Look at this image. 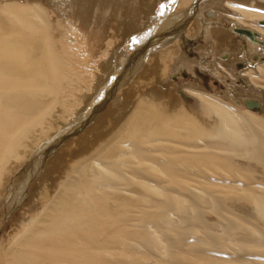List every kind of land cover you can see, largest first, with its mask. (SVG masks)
<instances>
[{"label": "bare ground", "instance_id": "obj_1", "mask_svg": "<svg viewBox=\"0 0 264 264\" xmlns=\"http://www.w3.org/2000/svg\"><path fill=\"white\" fill-rule=\"evenodd\" d=\"M93 2L0 0V264H264V0H178L122 42ZM203 69L226 90L171 81Z\"/></svg>", "mask_w": 264, "mask_h": 264}, {"label": "rangeland", "instance_id": "obj_2", "mask_svg": "<svg viewBox=\"0 0 264 264\" xmlns=\"http://www.w3.org/2000/svg\"><path fill=\"white\" fill-rule=\"evenodd\" d=\"M37 1H41V0H37ZM94 1V2H93ZM108 2V3H105L106 4V6L107 7H113V6H117V8H111V9H118V12H122L121 14H122V18L121 19H119V22L117 21L116 22V20L115 21H112V20H114V17H112V16H108V20H111L112 21V24H113V26H114V28H111V27H109V25H110V21L109 22H107V21H105L104 19H102L101 18V25L100 24H98L99 25V27L101 28V35L102 36H104V37H107V35L108 34H110L111 33V35H112V31L114 32V29H115V34H117V39L118 40H120V42H122V41H125L126 40V38L129 36V33L127 32V30H129V29H131V32H141L144 28H146V27H148V24L150 23V24H152L153 26H156L157 25V21H156V19H158V20H163V18L166 16V12H165V14L163 13V10H165V9H170L171 7V9L172 10H170V13L169 14H173V12H174V14L173 15H175L176 14V11H177V7H178V0H175V5H173V4H171L170 3V0L167 2V1H165V0H162V1H165V2H162L161 0H119V1H117V0H111V2H109L110 0H104V2ZM159 1V2H158ZM176 1H177V3H176ZM89 2H90V0H89ZM93 2V5L95 6V5H99L98 3H100L101 4V2H102V0H91V3ZM95 2L97 3V4H95ZM114 2V3H113ZM119 2V3H118ZM124 4H122V3ZM158 2V3H157ZM42 3V2H41ZM110 3H113V6H111L112 4H110ZM160 3L162 4V5H160ZM122 4V5H121ZM134 4V5H133ZM169 5V7L168 6H166V5ZM119 5V6H118ZM158 5V6H157ZM171 5H173V6H171ZM123 6H125L126 7V9H124L125 7H123ZM157 6V7H156ZM163 6V7H162ZM165 6V7H164ZM177 6V7H176ZM162 7V8H161ZM157 8V9H156ZM124 9V10H123ZM127 9H128V11H127ZM135 9V10H134ZM152 10V11H151ZM154 10V11H153ZM124 11V12H123ZM172 11V12H171ZM152 12V13H151ZM159 12V13H158ZM124 13V14H123ZM144 13V14H143ZM148 13H151V14H149V15H147ZM124 15H125V18H124ZM146 15H147V17H146ZM156 15H157V17H156ZM67 17L68 16H63L62 18L64 19V20H61V21H64V24H66V21L67 20H69V19H67ZM163 17V18H162ZM210 17L211 16H208V14H206V18H208V19H210ZM68 18H70V17H68ZM124 18V19H123ZM151 18H154V20L153 19H151ZM67 19V20H66ZM151 19V20H150ZM165 20L166 19H168L167 17H165L164 18ZM120 20H121V22H120ZM91 21V24L93 23L92 21H93V19H91L90 20ZM103 21V22H102ZM156 21V22H155ZM114 22V23H113ZM151 22H153V23H151ZM118 23H120L121 24V27H120V24H118ZM156 25H155V24ZM93 24H95V23H93ZM117 24V25H116ZM137 26H136V25ZM146 24V25H145ZM191 24V21L188 23V26ZM228 24V23H227ZM106 25H107V27H106ZM130 25V26H129ZM145 25V26H144ZM57 26V25H56ZM117 26V27H116ZM125 26V27H124ZM102 27H104V28H102ZM136 27H137V29H136ZM139 27V28H138ZM142 27H144V28H142ZM152 27V26H151ZM57 28H58V26H57ZM111 29V30H110ZM139 29V31H136V30H138ZM109 31V33H108V31ZM120 30V31H119ZM105 31H107V32H105ZM118 31V32H117ZM130 31V30H129ZM122 32V33H121ZM120 33V34H119ZM122 34H125V35H123V36H121ZM185 34H183V38L187 41V43H188V45H186L185 46V49H184V51H185V54L188 56V60H194L195 58L197 59L198 57H199V55H200V51L198 50L197 51V48L198 47H200V46H202V45H204L206 42H209V44H211V41H212V43H213V40L212 39H208V38H200V37H198L199 39H190L189 37H187L186 35L184 36ZM236 37H238V41H239V45H240V47H241V50L242 49H245V51H246V48H245V45H244V41L246 42V38H244L243 36H241V35H239L238 33H236ZM189 38V39H188ZM243 38V39H242ZM125 39V40H124ZM207 39V40H206ZM197 41V42H196ZM253 46H259V44H252ZM242 46H244V47H242ZM261 47V46H260ZM262 47H263V45H262ZM95 58L97 59V55H95ZM90 59V62H89V60L87 61L86 59H84L85 60V62L84 63H88V64H91V63H94L95 61H96V59ZM103 59V58H102ZM224 61H227L228 59H223ZM239 66H242V64L241 65H239ZM238 66V67H239ZM242 69V68H241ZM202 72H200L199 70H198V72H197V74L196 75H192L191 73L189 74V72L187 71L186 72V74H187V77H181V79H179V76L178 75H176V74H174L173 76H172V82H177V81H183V82H190V81H196L197 83L199 82V83H201L202 85H204V87H206L207 88V91L209 92V93H211V92H213L214 91V89H217L216 87H218V90L219 91H225L226 90V84H228V83H221L220 81H215V80H212L211 78H212V76H210L209 74H207V71H205L204 69L203 70H201ZM189 75V76H188ZM191 76V77H190ZM192 79V80H191ZM170 80H169V82H170ZM216 82V83H215ZM217 83H218V85H217ZM221 83V84H220ZM212 84V85H211ZM217 85V86H216ZM237 85H241V83L238 81V84ZM225 88V89H224ZM110 102V100L109 101H107V102H105L103 105H101V107H99V109H97L94 113H92L90 116H88L86 119H87V122H84L83 124H81V125H77L73 130H71V132H69V133H67V134H65L64 136H62L60 139H61V141L57 144V145H55L54 146V148L51 150V154H50V156L47 154L45 157H44V159L42 160V161H44V163H42L41 165H42V168L41 169H39V171H42L43 170V168H45V165L47 166V164L46 163H49L52 159H54L55 157H54V155L57 157L58 155H57V153H56V150L57 149H59L62 145H64V144H66L69 140H70V138H72V137H74L77 133L78 134H82L83 132H85L86 130H87V128L90 126V125H94V124H96L97 123V120H96V118L98 117V115H100L101 113H103L104 112V110L106 109V107L108 106V103ZM106 103H107V105H106ZM242 104V103H241ZM243 105V104H242ZM104 106V107H103ZM245 106V105H244ZM102 111V112H101ZM251 112H253V111H251ZM96 113V114H95ZM95 114V115H94ZM98 123H101V121L100 122H98ZM95 126H99V124H96ZM80 128V129H79ZM76 130V131H75ZM68 139V140H67ZM55 152V153H54ZM53 154V155H52ZM52 155V156H51ZM49 156V157H48ZM63 157H59V160L58 159H56L52 164H54L53 166H52V164H50V165H48V167H47V169L49 168V170L51 169L50 167L52 166L53 167V169L54 168H60V167H62L64 164H65V162H66V160H67V157H66V155H62ZM64 159V160H63ZM63 160V161H62ZM62 161V162H61ZM59 163V164H58ZM63 163V164H62ZM34 180H36V178H33L32 179V181L30 182V184H29V187H28V192L31 194V188H32V184L35 182ZM34 181V182H33ZM33 182V183H32ZM30 189V190H29ZM27 196V197H26ZM22 201H25V202H28L29 201V196L27 195V193H26V195H25V197H24V199L22 200ZM21 201V203L23 204V202ZM14 207V204L10 207V209H8V210H5L1 215H0V219H1V223H0V226H1V230H3V228L5 227V225L8 223V222H10V220H14V219H16V218H18L20 215H21V211H22V209H23V207H24V205L21 207V205H19L16 209H14L13 208ZM17 211V212H16ZM14 214V215H13ZM17 214H18V216H17ZM10 216V217H9ZM13 217V218H12ZM3 226V227H2ZM0 230V231H1ZM4 231H6V229L4 230Z\"/></svg>", "mask_w": 264, "mask_h": 264}, {"label": "water", "instance_id": "obj_3", "mask_svg": "<svg viewBox=\"0 0 264 264\" xmlns=\"http://www.w3.org/2000/svg\"><path fill=\"white\" fill-rule=\"evenodd\" d=\"M235 32H237L238 34H241L243 36H246L251 41H254V35L255 34L251 31L235 28ZM245 104H246L247 108L250 110L257 111L259 109V103L254 101V100H247L245 102Z\"/></svg>", "mask_w": 264, "mask_h": 264}]
</instances>
